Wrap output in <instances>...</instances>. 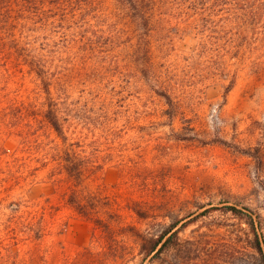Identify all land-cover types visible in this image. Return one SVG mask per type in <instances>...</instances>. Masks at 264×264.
<instances>
[{
  "label": "rangeland",
  "instance_id": "374dc122",
  "mask_svg": "<svg viewBox=\"0 0 264 264\" xmlns=\"http://www.w3.org/2000/svg\"><path fill=\"white\" fill-rule=\"evenodd\" d=\"M111 4L90 27L106 69L69 66L53 91L70 141L96 160L83 181L53 180L64 145L43 117L45 93L0 69V264H139L134 203L168 221L250 207L264 225V37L235 42L163 20L140 35L135 13ZM70 185L93 192L88 208L110 233L72 207ZM197 223L181 236L237 220L218 210Z\"/></svg>",
  "mask_w": 264,
  "mask_h": 264
},
{
  "label": "trees",
  "instance_id": "16d2710c",
  "mask_svg": "<svg viewBox=\"0 0 264 264\" xmlns=\"http://www.w3.org/2000/svg\"><path fill=\"white\" fill-rule=\"evenodd\" d=\"M111 3L120 11L135 13L140 35L143 29L153 26V21L163 20L167 24L188 25L192 30L202 28L204 35L221 29L235 42L259 44L264 37V0H0L1 75L12 82L19 74L22 79L30 77L45 93L48 101L44 102L47 109H43V117L64 145L55 146L57 162L52 178L57 182L83 181L97 170L96 160L83 155L89 145L70 141L59 111V98L53 91H62L63 86L56 87L66 82L64 79L70 74L65 70L69 66L106 69L105 64L93 62L96 41L90 27H94V19L111 11ZM114 41L112 36L110 42ZM75 82L74 79L67 86H74ZM163 94L171 103L170 95ZM75 146L82 149L77 151ZM70 192L68 201L78 213L93 220L97 228L112 231L110 224L99 218L100 210L88 208L93 192L85 194L72 188ZM135 206L132 210L145 226L143 231L136 225L129 227L139 247V264H264L263 217L250 207H211L196 215L170 217L168 221V215L155 216L148 209ZM218 210L237 220L230 230L206 225L198 226L201 229L193 236H181L191 225H198L201 218Z\"/></svg>",
  "mask_w": 264,
  "mask_h": 264
}]
</instances>
